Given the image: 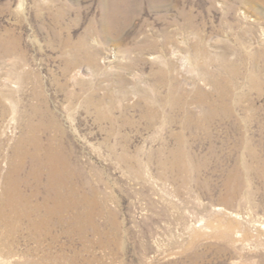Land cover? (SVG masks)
Returning a JSON list of instances; mask_svg holds the SVG:
<instances>
[{
	"label": "rangeland",
	"instance_id": "1",
	"mask_svg": "<svg viewBox=\"0 0 264 264\" xmlns=\"http://www.w3.org/2000/svg\"><path fill=\"white\" fill-rule=\"evenodd\" d=\"M0 264H264V0H0Z\"/></svg>",
	"mask_w": 264,
	"mask_h": 264
},
{
	"label": "bare ground",
	"instance_id": "2",
	"mask_svg": "<svg viewBox=\"0 0 264 264\" xmlns=\"http://www.w3.org/2000/svg\"><path fill=\"white\" fill-rule=\"evenodd\" d=\"M35 145L38 146L39 145V140L35 139ZM45 150V155L47 156L46 159L44 160V165H42V167H46L48 168V181H49V185L47 187V190H49L50 193H53L54 196V201L55 204L52 208H48L47 212L49 213H54V212H58L60 213V211H62L64 209V205H63V201L61 200L62 195L64 194V181H65V177L63 175V169L65 162H63V160L60 159V164H61V168L58 166V162L56 160L53 159V157L55 155H59L58 152H54L53 150H51L50 148H44ZM55 154V155H54ZM41 169H39L40 171ZM10 197L12 198V196L10 195ZM10 198V199H11ZM11 202V204H13V201L9 200ZM10 202H8L7 204L10 205ZM49 205V204H48ZM4 215V214H2ZM6 216V215H5ZM7 217V216H6ZM43 219V223H44ZM60 221V218H59ZM8 223V222H7Z\"/></svg>",
	"mask_w": 264,
	"mask_h": 264
}]
</instances>
